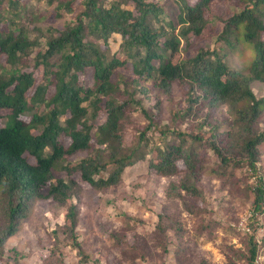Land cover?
I'll list each match as a JSON object with an SVG mask.
<instances>
[{"label": "trees", "instance_id": "trees-1", "mask_svg": "<svg viewBox=\"0 0 264 264\" xmlns=\"http://www.w3.org/2000/svg\"><path fill=\"white\" fill-rule=\"evenodd\" d=\"M46 1L56 4L60 17L65 10L74 18L40 42L26 28L25 0H0V56L5 57L0 61V108L9 110L0 126V262L32 199L70 201L65 232L72 237L69 246L85 255L72 201L76 173L92 189L102 190L117 185L126 168L145 161L149 173L180 177L170 185L169 198L201 197L197 183L205 168L199 159L204 146L218 159L213 171L231 167L254 178L248 186L254 218L264 212L259 152L264 132L257 131L264 98L252 89L255 82L264 83V0H227L238 10L225 15L216 13V0H176L177 22L164 18L166 9L156 0ZM115 36L120 37L117 52L111 48ZM214 36L213 49L200 47L191 55L195 42ZM178 52L184 55L175 62ZM88 68L93 70L91 86L80 83ZM175 86L186 90L176 121L228 105L240 132L238 143L228 141L229 132L220 139L216 124L207 138L161 127L157 116L142 108L147 124L136 145L124 148L129 116L140 104L136 93L155 88L169 95ZM256 222L250 223L254 231ZM248 238L244 259L255 264L258 240L254 234Z\"/></svg>", "mask_w": 264, "mask_h": 264}, {"label": "rangeland", "instance_id": "rangeland-1", "mask_svg": "<svg viewBox=\"0 0 264 264\" xmlns=\"http://www.w3.org/2000/svg\"><path fill=\"white\" fill-rule=\"evenodd\" d=\"M156 1L166 9L164 18L177 22V1ZM196 1L190 0V3ZM25 2L26 28L32 39L43 42L53 34L52 29L62 30L73 21L72 14L63 10L60 17L56 4L50 5L46 0ZM214 6L216 13L221 15L238 10L227 0H216ZM222 26L218 23L216 28L221 30ZM114 39L111 48L117 52L120 37ZM216 39L214 36L205 41L198 40L197 46L190 49L191 55H195L200 47L213 49ZM183 55L178 52L173 60L178 62ZM0 61L4 62L5 57L0 56ZM234 63L237 65L238 61L234 60ZM93 80L90 68L80 74V83L85 86H91ZM252 89L258 99L264 98L263 82H255ZM129 92L133 93V89ZM185 94L186 90L179 86H175L169 95L155 88L146 93L137 92L135 98L140 104L129 116L131 125L125 133L124 148L136 145L140 130L147 124L142 108L156 115L161 127L202 134L207 138L210 126L216 124L220 139L226 138L229 132L228 141L234 146L238 143L240 132L233 125L228 105L217 107L209 115L197 113L183 123L176 121L175 112L184 105ZM123 96L127 97L120 92V97ZM8 114V109L0 108L1 127L5 126ZM204 121L208 125L202 126ZM257 131L264 132V111ZM68 141L65 137L64 142L67 144ZM259 149L264 173V144ZM199 159L205 165L197 183L201 197L183 193V199L169 198L170 185L178 183L180 177L149 173L145 161L126 168L117 185L102 190L92 189L76 173L72 201L77 205L76 233L85 255L81 256L69 246L72 237L65 232L70 201L61 204L53 199H32L29 213L21 221L18 232L5 243L4 260L0 264H247L244 255L249 234H254L258 240V254L264 264V212L254 218L253 195L248 191L254 178L247 179L245 170L231 167L213 171L218 168V159L207 146L200 151ZM180 168H183L182 164ZM255 220L256 231L250 226ZM3 224L0 215V228Z\"/></svg>", "mask_w": 264, "mask_h": 264}, {"label": "built area", "instance_id": "built-area-1", "mask_svg": "<svg viewBox=\"0 0 264 264\" xmlns=\"http://www.w3.org/2000/svg\"><path fill=\"white\" fill-rule=\"evenodd\" d=\"M247 231H250L249 227H247ZM262 260H263L262 257L259 256V254H258V256H257V258L255 260V264H262Z\"/></svg>", "mask_w": 264, "mask_h": 264}]
</instances>
